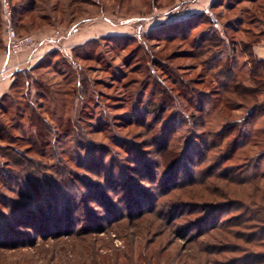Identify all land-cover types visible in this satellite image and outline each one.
Masks as SVG:
<instances>
[{"label":"rangeland","instance_id":"obj_1","mask_svg":"<svg viewBox=\"0 0 264 264\" xmlns=\"http://www.w3.org/2000/svg\"><path fill=\"white\" fill-rule=\"evenodd\" d=\"M1 7L0 264H264V0Z\"/></svg>","mask_w":264,"mask_h":264},{"label":"crops","instance_id":"obj_2","mask_svg":"<svg viewBox=\"0 0 264 264\" xmlns=\"http://www.w3.org/2000/svg\"><path fill=\"white\" fill-rule=\"evenodd\" d=\"M4 13L5 12L3 8L1 7L0 9V98L2 97V95H4L7 89L10 88V85L12 84V80L14 78V73L11 71L12 68L10 67L19 64L17 60L19 62L25 63L28 57V54L21 55L19 59H15V58L8 59L5 57V51H3L5 47L4 25L6 23L7 17L4 15ZM29 59L30 58L28 57V61H27L28 64L33 63L36 60V59L34 60L32 59L29 61ZM7 69H9L8 73H6Z\"/></svg>","mask_w":264,"mask_h":264},{"label":"built area","instance_id":"obj_3","mask_svg":"<svg viewBox=\"0 0 264 264\" xmlns=\"http://www.w3.org/2000/svg\"><path fill=\"white\" fill-rule=\"evenodd\" d=\"M40 42L33 39L32 37H19L16 35L12 28L8 30V45L6 55L17 54L24 51L28 46L36 47L39 46Z\"/></svg>","mask_w":264,"mask_h":264},{"label":"trees","instance_id":"obj_4","mask_svg":"<svg viewBox=\"0 0 264 264\" xmlns=\"http://www.w3.org/2000/svg\"><path fill=\"white\" fill-rule=\"evenodd\" d=\"M18 9H14V12H15V14L18 12L17 11ZM20 12H18V14H19ZM200 18V16L198 17V19ZM201 18H203L202 16H201ZM197 21V20H196ZM14 84V83H13ZM13 87V86H12ZM226 129V128H225ZM225 129L223 130V132L225 131ZM220 133V134H216V136H217V138H221V136H224V135H226V134H224V133ZM224 134V135H223ZM223 138H225V137H223Z\"/></svg>","mask_w":264,"mask_h":264}]
</instances>
